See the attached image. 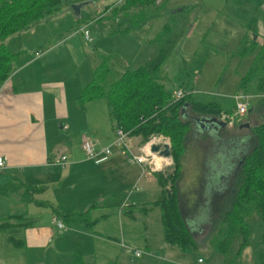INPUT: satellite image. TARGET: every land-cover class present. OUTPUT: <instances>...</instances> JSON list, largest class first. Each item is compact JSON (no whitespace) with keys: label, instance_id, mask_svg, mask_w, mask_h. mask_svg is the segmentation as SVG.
I'll use <instances>...</instances> for the list:
<instances>
[{"label":"rangeland","instance_id":"rangeland-1","mask_svg":"<svg viewBox=\"0 0 264 264\" xmlns=\"http://www.w3.org/2000/svg\"><path fill=\"white\" fill-rule=\"evenodd\" d=\"M116 1L60 0L57 12L26 27L25 29H32L29 36L22 34L24 29L6 39L5 48L10 53L17 52L20 47L27 50L34 48L33 51H26L27 55L32 57L40 53V58L45 57L50 66L44 69V73L65 84L68 101L76 94L77 82H87L88 85L92 80V66H97L104 60L114 78L127 70L145 68L153 72L157 81L172 97L181 90L191 93L195 102L218 105L222 114L234 111L232 96L237 92L239 78L245 72L243 65L247 63L246 60L240 63L242 59L235 53L240 48L247 28L252 26V15L243 11L242 4L236 0H165L158 17L146 21L137 30L124 33L123 30L130 27L125 17L113 18L112 9L101 15L106 7L113 6ZM86 2L88 3L85 4ZM80 5L82 6L76 15L73 8ZM83 28L88 31V40L80 32ZM19 55L13 59L14 63L23 56L22 53ZM110 81L109 79L107 83ZM258 102L259 100L249 99V120L246 115L231 128L223 127L220 132L192 128L188 135L181 158L180 178L176 183L183 199L195 201L194 207H190L187 213V220L185 219L188 227L194 229L207 220L209 209L205 198L210 199L216 193L218 178L227 172L230 176V167H235L237 161L253 148L255 142L251 128L264 118L261 104L257 105L256 113L252 111V107ZM70 111L71 107L68 113ZM245 125L248 127H244ZM162 137L168 143L170 152L169 138ZM134 146H139L138 142H134ZM169 159L171 163L154 174H159L162 178L168 173L172 175L173 161L170 156ZM231 162L232 165L229 164ZM218 190L224 189L221 187ZM134 193L131 190L123 195L117 190L115 197L106 202L109 207L97 214L107 216V220L100 223L113 234L116 245L122 244L125 250L137 249L142 253L139 258H132L115 248L119 254L116 255L119 264H148V261L149 264L160 261V264L165 260L174 264H195L198 258L202 259V264H220V257L212 254L205 241L211 230L208 223L203 224L200 232L193 235L199 249L191 255H184L174 246L163 242L161 211L158 207L144 215L135 213L134 220L120 215L122 207L137 203L135 198L143 194L151 200L159 197L150 191L137 195ZM131 194L133 195L130 196ZM224 195L227 198L226 193ZM217 202H220L219 198L215 201L218 206ZM223 202L222 199L220 204ZM21 205L23 206L19 208V212H31L34 209L32 206ZM217 216L216 214L215 218ZM32 220L38 222L40 217ZM144 249L151 251L150 256L145 255ZM84 260L86 264H96L91 258ZM240 261L251 264L249 248L243 252ZM51 262L64 264L65 259H52Z\"/></svg>","mask_w":264,"mask_h":264},{"label":"crops","instance_id":"crops-1","mask_svg":"<svg viewBox=\"0 0 264 264\" xmlns=\"http://www.w3.org/2000/svg\"><path fill=\"white\" fill-rule=\"evenodd\" d=\"M121 1L117 0L114 5ZM236 2L243 5V11L252 15V26L244 33L240 47L251 44L263 47L264 1ZM25 30L22 34L29 36L32 29ZM32 49L20 47L15 53L7 50L11 55L22 53L23 56L17 63L12 61L10 75L0 84V158L4 161V167L0 169V186L17 179L35 191L32 203L21 201L18 195L0 197V223L29 224L24 227L9 226L0 232V264H52V259L57 258L65 259L64 264H73L75 255L83 264H86L85 258L93 259L96 264H119L115 248L126 256L139 258L125 250L122 244L116 245L113 234L100 223L106 221L107 216L97 214L109 207L106 202L115 197L117 190L123 195L131 190L135 191V195L144 191L157 194L159 197L154 200L143 194L135 198L137 203L119 210L120 215L134 220L135 213L144 215L158 207L162 189L153 173L129 163L121 154L112 153L101 163L85 158L80 148L83 140L99 151L113 139L105 101L97 99L77 104V98L87 82H77L76 94L68 101L65 84L44 73V69L50 66L45 57L40 58V53L32 57L27 55L26 51ZM252 59L253 55H250L240 60V63L247 61L246 66L243 65V74ZM95 67L93 65L92 70ZM130 142L133 152L138 147L134 146V142H138L139 146L142 143L139 137L130 138ZM60 157L65 158L64 166L58 163ZM21 204L34 209L19 212ZM48 207L63 213H85L88 221L68 225L55 217ZM39 217L38 222L32 220ZM53 221L63 228L59 229ZM9 238L22 245L18 248L11 246L7 242ZM143 251L150 256L149 249ZM146 263L149 264V261ZM163 263L173 262L165 260Z\"/></svg>","mask_w":264,"mask_h":264},{"label":"trees","instance_id":"trees-1","mask_svg":"<svg viewBox=\"0 0 264 264\" xmlns=\"http://www.w3.org/2000/svg\"><path fill=\"white\" fill-rule=\"evenodd\" d=\"M164 1L122 0L117 5L106 7L101 15L112 9L113 18L125 17L130 25L129 29L123 30L125 33L139 29L146 21L158 17ZM59 5L60 0H0V84L10 75L11 63L18 55L9 54L4 41L29 25L51 16L58 11ZM235 54L239 59L253 55L246 73L239 78L237 92L250 97L264 95V46L258 48L251 44L249 47H240ZM103 61L94 68L92 80L82 88L77 104L104 99L113 129H120L129 138L139 137L142 142L150 135L166 136L170 141L173 174L168 173L162 178L161 175L153 173L163 194L157 203L161 211L163 241L174 246L180 253L191 255L199 249L193 235L200 232L203 224L208 223L211 230L205 241L212 254L220 257V264H244L240 259L248 248L251 251V264H264V118L251 128L255 142L253 148L237 161L235 167H230V176L227 172L218 178L216 193L210 199L205 198L206 207L209 209L207 220L193 229L188 227L185 219L187 220V213L190 207H194L195 201L183 199L176 188L180 178L181 158L188 135L192 128L197 129L194 120L207 118L218 122L221 114L219 106L195 102L191 93L175 100L164 90L153 72L145 68L127 70L114 78ZM109 79L111 81L107 83ZM258 100L252 107L254 113L257 112L258 104L264 109V99ZM221 124L222 127L217 132L223 127L227 128L224 123ZM211 173L213 174V168ZM221 187L223 191L218 190ZM34 192L17 179H11L10 183L0 186V197L18 195L25 203H32ZM218 198L220 202H217V206L215 201ZM222 199L224 202L220 204ZM48 208L55 217L68 225L88 221L85 213H63L54 207ZM216 214L218 216L215 218ZM17 219L19 218L14 220ZM28 225L0 223V232L9 226ZM7 242L15 248L22 245L11 238ZM73 264L83 262L75 255Z\"/></svg>","mask_w":264,"mask_h":264},{"label":"built area","instance_id":"built-area-1","mask_svg":"<svg viewBox=\"0 0 264 264\" xmlns=\"http://www.w3.org/2000/svg\"><path fill=\"white\" fill-rule=\"evenodd\" d=\"M264 1V0H263ZM82 33V36L85 40H88V31L87 29L83 28L80 30ZM188 93L185 91H177L173 98L175 100L180 99L187 95ZM264 99V95L260 97H250L248 95H245L243 93H236L232 96V99L234 100V111L230 114H220L218 121L221 123H224L226 127H232L236 124V122H239L240 119L244 118V116L248 113V107H249V99ZM157 147L158 152H151L152 147ZM167 146L169 148L168 143L162 137L161 135H150L148 139L140 146L137 147L136 152H133L130 145V138L127 136L126 133L122 132L118 128L113 129V139L111 143L99 150L96 151L92 144L89 143L86 140H83L81 142L80 148L87 160H91L94 163H101L105 161L112 153H118L121 154L129 163L138 165L142 168H146L148 173H154L156 171H161L166 165L170 164L171 161L168 158H163L159 156V152L163 150V147ZM156 159H162L159 164V168L156 167ZM59 165L64 166L65 165V158L60 157L59 158ZM164 166V167H163ZM4 167V161L2 158H0V169ZM56 226L61 229L63 226L60 223H56V221H53ZM128 252H131V254L135 257H140L142 253L140 251L134 250V249H127ZM195 264H202V259L198 258L195 262Z\"/></svg>","mask_w":264,"mask_h":264},{"label":"water","instance_id":"water-1","mask_svg":"<svg viewBox=\"0 0 264 264\" xmlns=\"http://www.w3.org/2000/svg\"><path fill=\"white\" fill-rule=\"evenodd\" d=\"M88 2H86L85 4H87ZM82 5L80 6H77V7H74L73 8V12L77 15L78 14V10L79 8L81 7ZM194 123H195V127L200 130V131H210V132H217V129L222 127V124L221 122H217L215 121L214 119H207V118H204V119H195L194 120ZM244 127H248L247 125H245ZM151 152H158V148L157 147H152L151 149ZM159 156L163 157V158H168L170 156V152H169V148L167 146H164L163 147V150L160 151L159 153Z\"/></svg>","mask_w":264,"mask_h":264},{"label":"bare ground","instance_id":"bare-ground-1","mask_svg":"<svg viewBox=\"0 0 264 264\" xmlns=\"http://www.w3.org/2000/svg\"><path fill=\"white\" fill-rule=\"evenodd\" d=\"M158 160H159V161H158ZM161 161H163V160H162V159H156V163H155V165H156L157 168H159V165H160L159 163H160Z\"/></svg>","mask_w":264,"mask_h":264},{"label":"flooded vegetation","instance_id":"flooded-vegetation-1","mask_svg":"<svg viewBox=\"0 0 264 264\" xmlns=\"http://www.w3.org/2000/svg\"><path fill=\"white\" fill-rule=\"evenodd\" d=\"M246 117H247V118H248V120H249V117H250V115H247Z\"/></svg>","mask_w":264,"mask_h":264}]
</instances>
